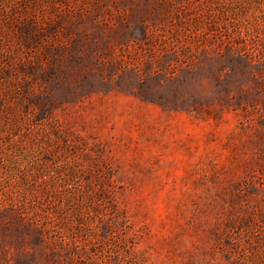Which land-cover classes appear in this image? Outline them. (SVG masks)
I'll return each instance as SVG.
<instances>
[{"label":"rangeland","instance_id":"1","mask_svg":"<svg viewBox=\"0 0 264 264\" xmlns=\"http://www.w3.org/2000/svg\"><path fill=\"white\" fill-rule=\"evenodd\" d=\"M0 264H264V0H0Z\"/></svg>","mask_w":264,"mask_h":264}]
</instances>
